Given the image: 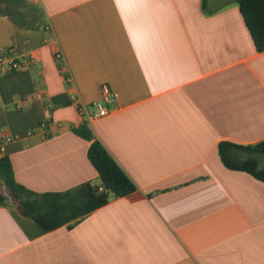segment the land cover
Returning <instances> with one entry per match:
<instances>
[{
    "label": "crops",
    "instance_id": "1",
    "mask_svg": "<svg viewBox=\"0 0 264 264\" xmlns=\"http://www.w3.org/2000/svg\"><path fill=\"white\" fill-rule=\"evenodd\" d=\"M29 1L45 17L36 30L0 14V52L34 56L0 76L15 181L38 194L98 184L90 142L74 132L86 125L137 192L46 233L0 207V264H264V182L219 155L221 143L264 141V51L237 0ZM103 85L115 109L89 122L73 98L92 115Z\"/></svg>",
    "mask_w": 264,
    "mask_h": 264
},
{
    "label": "trees",
    "instance_id": "2",
    "mask_svg": "<svg viewBox=\"0 0 264 264\" xmlns=\"http://www.w3.org/2000/svg\"><path fill=\"white\" fill-rule=\"evenodd\" d=\"M237 6L256 51L263 52L264 0H237ZM0 14L8 16L14 26L28 31L45 24L42 10L29 0H0ZM74 132L90 142L87 158L98 174V184L84 183L70 191L38 194L18 184L10 160L1 157L0 207L14 205L22 216L34 221L46 233L64 225L72 228L112 198L128 197L137 192L136 185L103 145L98 140L92 141L86 125H81ZM230 148L241 150L250 157L241 162L231 161L228 156ZM219 155L227 168L245 171L264 182V164L260 165L256 158L264 156V141L253 147L221 143Z\"/></svg>",
    "mask_w": 264,
    "mask_h": 264
},
{
    "label": "built area",
    "instance_id": "3",
    "mask_svg": "<svg viewBox=\"0 0 264 264\" xmlns=\"http://www.w3.org/2000/svg\"><path fill=\"white\" fill-rule=\"evenodd\" d=\"M56 60H61L62 55L57 52L55 55ZM34 61V56L32 52L28 49L19 50L15 47H8L5 50L0 52V76L13 73L21 69L24 63H32ZM60 69H63L60 68ZM70 81V77H66V82ZM75 106L77 112L80 116H87V120L92 122L94 119L107 116L110 112L115 109L117 95L109 89L107 85L101 87V101L93 103L91 106L95 108V113L92 115L87 114V107L81 104L79 101H76ZM86 120V119H85ZM86 120V121H87ZM52 123L48 120H44L40 123L39 133L44 138L51 135ZM13 141V137L4 131L0 134V158L3 157L4 147L6 144Z\"/></svg>",
    "mask_w": 264,
    "mask_h": 264
},
{
    "label": "rangeland",
    "instance_id": "4",
    "mask_svg": "<svg viewBox=\"0 0 264 264\" xmlns=\"http://www.w3.org/2000/svg\"><path fill=\"white\" fill-rule=\"evenodd\" d=\"M228 1H230V0H216L215 1V6L216 7H221L222 5H224V3L228 2ZM89 111L90 112H95V108L93 106H91V107H89Z\"/></svg>",
    "mask_w": 264,
    "mask_h": 264
}]
</instances>
